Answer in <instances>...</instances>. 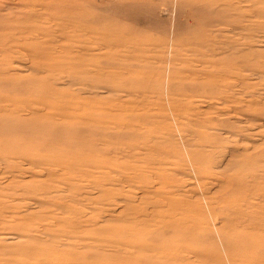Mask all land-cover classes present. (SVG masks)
<instances>
[{"label": "rangeland", "instance_id": "1", "mask_svg": "<svg viewBox=\"0 0 264 264\" xmlns=\"http://www.w3.org/2000/svg\"><path fill=\"white\" fill-rule=\"evenodd\" d=\"M0 81V264H252L264 0H0Z\"/></svg>", "mask_w": 264, "mask_h": 264}, {"label": "bare ground", "instance_id": "2", "mask_svg": "<svg viewBox=\"0 0 264 264\" xmlns=\"http://www.w3.org/2000/svg\"><path fill=\"white\" fill-rule=\"evenodd\" d=\"M87 27H88V24H85L84 25V29H87ZM91 30H93V26H91ZM116 61V60H115ZM216 61V60H215ZM98 62H96V64H97ZM114 65V64H113ZM110 66H112V65H110ZM119 67V66H118ZM121 67V66H120ZM1 82V81H0ZM3 85V84H2ZM4 85H6L5 83H4ZM9 87H10V85H8ZM12 87V86H11ZM2 87H0V89H1ZM3 88L5 89V87L3 86ZM2 88V89H3ZM7 88V87H6ZM1 89V90H2ZM17 89V88H16ZM20 89H21V87H20ZM19 89V91H21ZM8 90V89H7ZM13 90V89H12ZM11 90V91H12ZM24 91V89L22 88V92ZM37 92V91H36ZM35 92V93H36ZM1 93V92H0ZM7 93H9V92H7L6 91V93L5 94H7ZM14 93V92H13ZM19 93V92H18ZM23 94V93H22ZM27 95H29V94H27ZM51 95H52V93H51ZM6 117V116H5ZM2 118V116L0 117V119ZM6 119V118H5ZM37 121V120H36ZM39 121V120H38ZM15 123V124H14ZM11 127V128H14V127H19V128H22V126H21V124L20 123H16V122H11V121H3V120H0V128H4V127ZM35 127V126H34ZM57 127V126H56ZM58 127H60V126H58ZM29 128V127H28ZM35 128H45L44 126H42V125H39V127H35ZM82 128V127H81ZM108 133H109V131H107ZM112 132V131H111ZM111 132H110V135H111ZM106 134V133H105ZM104 135V134H103ZM107 135H109V134H107ZM101 138V137H100ZM103 139V138H102ZM105 139V138H104ZM107 139V138H106ZM108 139H109V137H108ZM239 141V140H238ZM78 146V145H77ZM75 147V146H74ZM71 148V147H70ZM71 151H72V149H70ZM74 152V151H73ZM63 153V152H62ZM72 153V152H71ZM74 153H76V152H74ZM3 154V153H2ZM9 154V153H8ZM66 154V153H65ZM68 154H70V153H68ZM67 154V155H68ZM6 155V154H5ZM61 156H63V155H61ZM71 156V155H70ZM60 157V156H59ZM98 158V157H97ZM96 159V158H95ZM100 159V158H99ZM98 160V159H97ZM101 160V159H100ZM110 160V159H109ZM201 161V160H200ZM203 164V163H202ZM200 166V165H199ZM202 168V167H201ZM205 168V167H204ZM200 169V168H199ZM203 169V168H202ZM204 170V169H203ZM206 170V169H205ZM207 171V170H206ZM205 173V172H204ZM107 176V175H106ZM245 176V175H244ZM109 177V176H108ZM241 177V176H240ZM235 180H237L236 178H235ZM234 180V181H235ZM244 180H245V177H244ZM238 181H236V183H237ZM231 184V183H230ZM239 184H241L240 182H239ZM233 185V184H232ZM232 185H230V186H232ZM234 186V185H233ZM242 186V185H241ZM240 186V187H241ZM234 189V188H233ZM232 191H236L235 189L234 190H232ZM231 192V191H230ZM229 192V193H230ZM237 192V191H236ZM238 193V192H237ZM240 193V192H239ZM231 194V193H230ZM233 194V193H232ZM245 196V195H244ZM127 197H129V196H127ZM229 198H231V197H229ZM231 199H233V198H231ZM236 199V198H235ZM239 199V198H238ZM245 199V198H244ZM221 207V206H220ZM223 207V206H222ZM229 207V206H228ZM231 207V206H230ZM262 207H264V206H262ZM232 208V207H231ZM251 208V207H250ZM215 209H216V207H215ZM225 209V208H224ZM230 209V208H229ZM235 209V208H234ZM218 210V209H217ZM233 210V209H232ZM219 211V210H218ZM218 211H216V212H218ZM255 211H257V210H255ZM260 211V210H259ZM227 212V211H226ZM233 213V212H232ZM244 213V212H243ZM258 213V212H257ZM230 214V213H229ZM242 215V214H241ZM246 216V214H243V216ZM235 218H240V217H235ZM189 219H190V217H189ZM192 219V218H191ZM195 219V218H194ZM198 219V218H197ZM263 219V218H262ZM234 220V219H233ZM195 221V220H194ZM238 221V220H237ZM195 222H197V220L195 221ZM239 222V221H238ZM241 222V221H240ZM261 221L260 220H258V216H256V217H254V216H252V218H250L249 216L248 217H245L244 219H243V223H244V225H243V227H242V229H240V231H238L237 233H238V237H239V239H241V241L242 242H244L245 244H246V246H249V249H252V250H254L256 253L255 254H253L252 255V258H250L251 260H252V264L254 263V264H264V234H262L263 236H260V232H259V230H261V232L262 231H264V227H263V225L260 223ZM85 223V222H84ZM197 226H199V222H198V225ZM229 226V225H228ZM236 226V225H235ZM232 227H233V225H232ZM198 228V227H197ZM256 228H258L259 230L258 231H256V233H259V235H255L256 233H254L255 232V230L253 231V232H251V230L252 229H256ZM190 229H191V227H190ZM196 229V228H195ZM225 229V228H224ZM234 229V228H233ZM183 230V229H182ZM185 230V229H184ZM188 230V229H187ZM229 230H232V229H229ZM236 230V229H235ZM223 231V230H222ZM225 231V230H224ZM240 232V233H239ZM161 233V232H160ZM190 233V232H189ZM229 233V232H228ZM136 234H138V233H136ZM140 234H141V232H140ZM143 234H145V233H143ZM143 234H142V236H143ZM162 234V233H161ZM172 234V233H171ZM231 234V233H230ZM163 235V234H162ZM170 235V234H169ZM231 235H233V234H231ZM141 236V237H142ZM200 236V235H199ZM120 237H122V236H120ZM135 237H136V235H135ZM140 237V238H141ZM159 237L161 238V236L159 235ZM138 238V237H137ZM137 238H136V240H137ZM159 238V239H160ZM233 238V237H232ZM135 239V238H134ZM133 240V239H132ZM147 239L145 238V241H146ZM162 240V239H161ZM181 240V239H180ZM261 242H260V241ZM141 242V239H139L138 240V242ZM143 241V240H142ZM148 241H151V240H148ZM147 241V242H148ZM165 241V240H164ZM151 242H153V240L151 241ZM154 243H155V241H154ZM157 243V242H156ZM159 244H160V242H158ZM163 245H165L164 244V242H163ZM170 245V244H169ZM178 245V244H177ZM184 245V244H183ZM182 245V246H183ZM234 245V244H233ZM236 245V244H235ZM160 246V245H159ZM172 246V245H171ZM179 246V245H178ZM181 246V245H180ZM187 246V244L185 245V247ZM190 246V245H189ZM245 246V247H246ZM236 247V246H235ZM193 248V247H192ZM187 249H188V246H187ZM194 251H195V249H193ZM197 251H199V250H197ZM236 251H237V248H236ZM181 252H182V250H181ZM200 252V251H199ZM176 255H178V254H176ZM244 256H246V255H244ZM130 257V256H129ZM144 257V256H143ZM142 257V258H143ZM149 257V256H148ZM151 257V256H150ZM157 257H159V256H157ZM232 257V256H231ZM234 257H236V255H234ZM248 257V256H247ZM146 258V257H145ZM155 258V257H154ZM154 258H152V259H154ZM66 259V258H65ZM137 259H139V258H137ZM148 259V258H147ZM147 259H146V261H147ZM157 259H159V258H157ZM161 259V258H160ZM163 259H165V258H163ZM173 259V258H172ZM235 259V258H234ZM237 259V258H236ZM249 259V258H248ZM250 259L248 260V261H250ZM67 260V259H66ZM142 260H144V258L142 259ZM170 261V260H169ZM174 261V260H173ZM173 261H170V262H172V263H175V262H173ZM240 261V260H239ZM65 262H67V261H65ZM64 262V263H65ZM141 262V261H140ZM143 262V261H142ZM169 262V263H170ZM241 262H242V260H241ZM156 263H157V261H156ZM176 263H178V262H176ZM175 263V264H176ZM242 263H244V262H242ZM67 264V263H66ZM185 264V263H184ZM240 264V263H239Z\"/></svg>", "mask_w": 264, "mask_h": 264}]
</instances>
